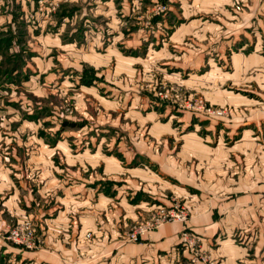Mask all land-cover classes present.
Returning a JSON list of instances; mask_svg holds the SVG:
<instances>
[{"label":"rangeland","instance_id":"1","mask_svg":"<svg viewBox=\"0 0 264 264\" xmlns=\"http://www.w3.org/2000/svg\"><path fill=\"white\" fill-rule=\"evenodd\" d=\"M223 1L228 5L211 0L182 5L177 0H0V264H38L33 256L44 248V231L39 219L23 209L34 203L38 210L50 201L71 207L72 200H61L73 179L69 172L79 162L89 167L103 159L92 157L98 148L115 157L113 146H134L139 152V146H156L166 165L172 157L182 169L186 191L198 197L216 171L225 178L249 171L242 146H264L260 124L249 126L252 133L242 138L237 125L223 127L216 118L195 119V127L178 122L190 113L178 105L190 100L226 110L225 120L236 109L244 111L240 117L245 120L249 110L264 113V66L241 72L233 61L237 54L241 59L254 51L264 54V0ZM158 7L166 10L158 13ZM205 53L212 66H200ZM160 94L171 99L163 101ZM185 142L207 151L180 159ZM216 160L217 166L211 163ZM153 173L152 182L168 195L162 206L173 200L185 205L177 194L183 186L164 183L166 173L160 169ZM154 211L129 220L122 241L131 243L129 230ZM190 218L178 223L179 236L185 230L198 238L187 227ZM25 221H31L41 241L37 250L7 239ZM256 223H263L262 216ZM259 226L263 230L256 224L232 231L231 239L242 247L249 240L264 241ZM178 250L185 252L181 245ZM253 252L246 261L264 264V251ZM78 263L67 256L60 264Z\"/></svg>","mask_w":264,"mask_h":264},{"label":"crops","instance_id":"2","mask_svg":"<svg viewBox=\"0 0 264 264\" xmlns=\"http://www.w3.org/2000/svg\"><path fill=\"white\" fill-rule=\"evenodd\" d=\"M179 1L180 5L185 3V0H177ZM211 1L217 6L226 4L223 0ZM209 54L205 53L206 57H201L200 66H212ZM236 57L233 61L241 72L263 69L264 54L259 55L254 51L247 59H241L238 54ZM194 68L196 66L192 67ZM236 110L231 120H208H221V125L227 128L237 125L242 138L252 133L249 127L251 125L260 124L264 131V113L249 110V117L245 120L240 117L244 111ZM201 117L204 116L184 113L178 122L195 127L198 125L194 120H200ZM184 145L180 149V159H184L187 153L191 155L195 150L204 153L207 151L199 146H188L186 142ZM113 147L116 151L115 157L102 155L98 148L92 157H102L103 159L99 158L100 163L99 159L93 160L86 167L85 163L79 162L78 166L74 165L73 172L68 171L73 179L70 185L65 184L61 200H72L71 207L66 208L60 202L50 201L38 210L32 202V206L27 205L23 209L26 216L39 219L40 229L44 231V248L33 256L38 264H60L67 256L75 258L78 264H185L189 256L178 250L179 233L182 229L178 223L166 224L148 233L137 243H126L121 239L129 220L141 217L146 210L157 209L169 202L165 190L152 182L153 175L157 176L153 171L157 172L158 169L166 173L164 183L175 189L179 188L176 186L178 183L183 186L179 188L181 194H177L186 200L185 205L191 215L187 227L198 236L203 249L214 254L218 264H250L246 257L251 252L254 254L253 250L257 253L264 251V241L260 238L249 240L244 247L236 245L231 239L232 231L245 228L250 230L256 224H262L263 230H260V226L259 230L264 232V146H242L249 171L245 174L237 172L231 178H225L220 170L216 171L214 179L207 181L209 185L198 190L200 197L197 196L198 193H189L188 185L182 183L187 180L182 169L176 167L172 157L166 160V165L158 155L156 146H139L140 152L134 146L131 149L125 146ZM256 158L258 164H255ZM211 163L218 165L217 160ZM154 166L158 169L151 171ZM96 167L101 170L96 171ZM90 170L92 172L88 173ZM68 175H64V180H68L65 178ZM121 175L125 177L122 178ZM47 196L46 194L40 199ZM195 196L198 200L193 198ZM62 214H66V223ZM257 216H262L263 223H256ZM224 233H227V237L221 239L219 235L224 236Z\"/></svg>","mask_w":264,"mask_h":264},{"label":"built area","instance_id":"3","mask_svg":"<svg viewBox=\"0 0 264 264\" xmlns=\"http://www.w3.org/2000/svg\"><path fill=\"white\" fill-rule=\"evenodd\" d=\"M165 10L166 7L157 8L158 13L164 12ZM159 96L163 101L171 99L167 94H160ZM178 106L190 113L208 118L227 117L226 110L209 108L202 100H190ZM189 218L188 208L182 203L173 200L170 206H160L155 209L153 216L148 220L135 224L127 234V241L137 243L148 233L156 231L166 224L185 223ZM7 239L15 246L28 251L37 250L41 246V241L37 239L36 229L33 227L31 221L22 222L12 228L8 232ZM199 243H201L199 238L185 230L180 234V245L189 256L187 264H214L211 257L202 251Z\"/></svg>","mask_w":264,"mask_h":264}]
</instances>
